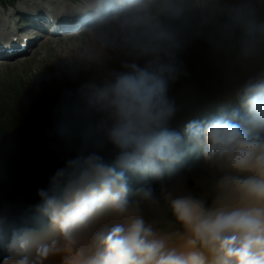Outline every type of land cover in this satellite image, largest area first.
<instances>
[{
  "label": "clouds",
  "instance_id": "obj_1",
  "mask_svg": "<svg viewBox=\"0 0 264 264\" xmlns=\"http://www.w3.org/2000/svg\"><path fill=\"white\" fill-rule=\"evenodd\" d=\"M162 7L172 17L184 12L181 0H165ZM229 19L242 31V52L251 54L258 35L264 37V22L257 24L243 5ZM178 47L174 32L154 26L140 45L143 63L82 85L63 106L56 130L80 145L51 175L49 187L38 189L36 205L37 219L59 229L62 242L37 245L29 255L35 229L13 231L7 247L17 254L0 264H43L60 252L64 264H264V79L245 84L242 111L185 126L186 141L201 147L206 162L235 174L216 181L210 204L190 194L169 198L183 231L161 233L146 223L142 205L159 203L154 189L130 186L129 174L158 176L182 156V138L169 127ZM106 144L117 150L110 162L98 151ZM102 218L115 222L90 231L82 243V233Z\"/></svg>",
  "mask_w": 264,
  "mask_h": 264
},
{
  "label": "trees",
  "instance_id": "obj_2",
  "mask_svg": "<svg viewBox=\"0 0 264 264\" xmlns=\"http://www.w3.org/2000/svg\"><path fill=\"white\" fill-rule=\"evenodd\" d=\"M181 2L183 14L172 17L163 10L165 0L157 1L151 6L150 14L153 16L147 23L127 34L129 44L116 47L117 51H113L109 60L102 64L82 66L75 61L61 68L59 75L53 74L42 86L33 81L25 83L13 79L8 86L0 87V219L3 220L0 261L17 254L7 247L13 231L35 229L29 255L35 254L37 245L62 242L59 229L49 227L44 220H38L36 213V205L41 202L38 189L49 187L51 175L64 165L66 159L76 155L80 145L79 138L69 142L58 134L56 128L61 110L66 103L76 99L82 85L103 83L114 72L126 70L125 65L130 59H140L138 63H143L145 57L141 55L140 45L148 38L154 26L167 27L176 34L179 42L175 52L180 74L171 83L170 89L181 85L190 87L187 93L179 96L180 112L196 108L199 116L215 94L232 90L251 82L258 75H264V37L258 35L254 51L245 55L241 48L242 31L239 27L231 26L229 19L232 10L243 5L257 24L264 22V0ZM241 94L235 96L238 105L241 104ZM208 109L211 116L209 121L214 113L225 112L231 115L233 111L230 106L226 109L209 106ZM169 127L182 138L179 145L181 158L158 176L129 174L132 189L147 185L153 187L159 203L142 205V214L145 222L152 224L161 233L183 231L170 204L163 201L162 190L167 180L163 176L179 168L177 172L180 174L191 159L203 158L201 147L186 141L183 127ZM98 151L108 162L117 152L111 144L104 145ZM213 167H205L203 174L184 183L182 188L185 192L181 195L190 194L210 204L216 195V181L222 175L235 174L231 169H224L206 182L190 186L192 181L210 173ZM113 222L111 218L94 222L90 229L82 233L81 242L89 238L90 231L104 223ZM64 255L63 252L49 255L43 264H64Z\"/></svg>",
  "mask_w": 264,
  "mask_h": 264
},
{
  "label": "rangeland",
  "instance_id": "obj_3",
  "mask_svg": "<svg viewBox=\"0 0 264 264\" xmlns=\"http://www.w3.org/2000/svg\"><path fill=\"white\" fill-rule=\"evenodd\" d=\"M21 1L13 0V2H9L5 0L3 2L0 0V32L6 31L8 33L10 30L21 27L19 22L21 16H15V11L11 12V8H14L13 6L18 5V2ZM50 1L40 0L39 2L40 4H49L47 2ZM59 1L52 0L53 6ZM157 1L160 0L144 1L145 4L141 8L129 11L122 16H115L112 20L91 26L83 31L73 32L70 37L62 42L60 41L61 35L59 37H56L58 34L47 35L46 39L44 38L38 42L27 54L12 60H0V87L8 86L13 79H20L25 83L33 81L35 84L42 86L50 80L53 74L59 75L61 68L75 61L82 66L102 64L112 56L116 47L129 44L127 34L137 31L147 23V20L153 16L150 14L151 6ZM134 20L137 22H133ZM48 37L52 39L56 37L57 41H51L47 39ZM96 49H99V53H95ZM139 60L130 59L128 64L139 62ZM262 79L264 77L259 78V80ZM175 96L179 97L178 94ZM210 103L216 104L214 101ZM196 116L197 110L192 109L187 111L185 116L175 119L172 124L180 127L186 125L190 120L196 119ZM209 166L210 164H203L193 172L188 169L184 170L179 176H173L163 187V201L167 204L170 197L185 192L182 188L184 183H188L196 175L203 174L205 167ZM220 171L222 170L214 166L210 173L192 181L190 186L202 184Z\"/></svg>",
  "mask_w": 264,
  "mask_h": 264
},
{
  "label": "bare ground",
  "instance_id": "obj_4",
  "mask_svg": "<svg viewBox=\"0 0 264 264\" xmlns=\"http://www.w3.org/2000/svg\"><path fill=\"white\" fill-rule=\"evenodd\" d=\"M40 0H22L18 5H15L13 6L14 8H11V12H14L15 11V14H23L25 11H30L32 9H35L37 11H43V8L39 7L40 5L38 4ZM52 1V0H51ZM95 0H80V7L83 11H88L91 9H94L96 8L97 10H100V6H101V3H94ZM44 2V1H43ZM25 5V6H24ZM118 9H121V8H118ZM67 15H68V21L70 22L69 25L67 27V29H63L61 31H58V35L56 37H59L61 35V42L64 41L65 39H67L68 37H70L71 33H75V29L74 28H78L77 27V23L76 21L77 20H80L81 19V16L75 12L74 10H71V9H67ZM91 11V13L93 12ZM89 13V14H91ZM88 18V17H87ZM87 20V19H85ZM85 22V21H83ZM81 24H86V23H81ZM81 24H79L78 26H81ZM48 34V33H47ZM56 37H54L55 39H52V38H47L51 41H57ZM46 39V37H45ZM27 52V51H26ZM94 52V51H93ZM95 53H99V49H96L95 50ZM186 112L185 113H181L178 117L181 118L182 116H185ZM177 117V118H178ZM176 118V119H177ZM196 160V159H195ZM191 161H194L193 159H191Z\"/></svg>",
  "mask_w": 264,
  "mask_h": 264
},
{
  "label": "water",
  "instance_id": "obj_5",
  "mask_svg": "<svg viewBox=\"0 0 264 264\" xmlns=\"http://www.w3.org/2000/svg\"><path fill=\"white\" fill-rule=\"evenodd\" d=\"M188 90H189V87L181 86L179 88L172 89L169 91V97L173 101L174 106H175V112H174L173 116L171 117L169 123L179 116V104H178V100H177L175 95L183 94V93L187 92Z\"/></svg>",
  "mask_w": 264,
  "mask_h": 264
}]
</instances>
